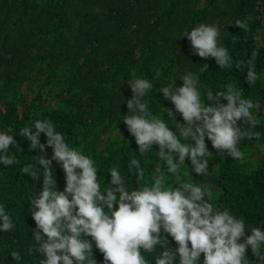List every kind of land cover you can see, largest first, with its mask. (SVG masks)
Masks as SVG:
<instances>
[{"label": "trees", "instance_id": "16d2710c", "mask_svg": "<svg viewBox=\"0 0 264 264\" xmlns=\"http://www.w3.org/2000/svg\"><path fill=\"white\" fill-rule=\"evenodd\" d=\"M237 20L247 29H239ZM200 24L219 28L218 46L227 49L231 68L221 69L215 58L194 54L184 36ZM253 52L259 79L249 85L247 61ZM240 61L245 66L237 69ZM189 72L198 78L203 104L211 103L208 91L215 95L229 85L250 99L255 124H238L258 137L239 142L242 159L216 152L206 138L207 173L192 172L186 158L179 178L166 173L168 184L175 188L191 181L211 192L214 209L242 219L246 235L256 227L264 231V0H0V132L16 141L7 154L17 161L9 166L0 163V206L14 224L10 231L0 230V264H40L44 258L38 252L29 254L36 228L30 201L43 190V166L38 160L51 159L53 149L31 150L30 141L20 136L21 129L32 128L37 120L53 124L70 148L93 160L102 192L110 187L112 168L120 171L129 192L145 184L150 187L157 165H164L156 145L140 155L123 122L126 102L133 96L128 82L135 73L153 85L141 98L148 118L162 119L179 137L178 127L184 121L179 113L168 115L174 105L161 90L170 84L173 90L182 86L181 77ZM40 143L47 144L44 133ZM131 158L140 161L143 181H138L135 171L129 173ZM29 164L38 171L35 177L21 172ZM49 169L55 190L63 191L61 165L53 160ZM161 240L175 251L171 237ZM162 250L157 245L154 252L142 250V255L155 264ZM13 251L20 253V261L11 257ZM89 255L96 264H104L94 242ZM245 259L247 264H261L250 247Z\"/></svg>", "mask_w": 264, "mask_h": 264}, {"label": "clouds", "instance_id": "9594fccd", "mask_svg": "<svg viewBox=\"0 0 264 264\" xmlns=\"http://www.w3.org/2000/svg\"><path fill=\"white\" fill-rule=\"evenodd\" d=\"M236 25L247 29V24L240 20ZM219 35L216 25L200 24L184 37L190 41L194 54L204 59L215 58L221 69L231 68L227 49L218 46ZM256 55L253 52L247 61L249 85L259 79L254 70ZM244 66L243 61L235 65L237 69ZM132 76L128 84L133 96L126 102L128 114L123 122L134 137L140 155L153 145L158 146L157 156L164 167L157 165L150 187L145 184L131 192L120 171L112 168L109 170L110 187L102 192L93 160L70 148L53 124L37 120L32 128L21 129L20 136L30 141L31 150L44 152L46 146L53 149L51 159L38 160L43 166V190L30 201L36 228L33 230L35 245L29 249V254L40 253L44 257L40 264H96L89 255L94 242L103 254L104 264H149L142 250L151 254L161 245L163 250L154 258L155 264H177V260L178 264H199L201 254L203 264H247L245 254L250 247L252 254L264 264L261 254L264 231L256 227L246 235L242 219H236L226 210L214 209L209 202L210 191L191 181H182L174 188L166 177L167 173L179 178L186 158L190 160L192 172L205 175L208 170L205 157L209 154L206 138L216 152L226 153L233 159L244 158L239 142L252 139L254 135L258 137V133L244 130L238 121L254 126L250 111L253 102L242 98L241 93L229 85L226 91L215 95L208 91L207 100L211 103L203 104L196 86L198 78L189 72L181 77L182 86L173 90L170 84L161 90L164 99L174 105L173 109H168V115L175 117L179 113L184 121L178 127V137L162 119L148 118L147 105L141 98L153 85L146 79L136 78L135 73ZM31 129L36 131L33 133ZM41 133L46 135V145L40 143ZM14 143L12 135L0 132V153H3L0 163L5 166L17 162L14 156L7 154ZM53 160L65 173L63 191L55 190L49 169ZM128 170L129 173L135 171L138 181H143L144 170L138 159H130ZM21 172L35 177L38 171L29 164ZM0 221V230L4 232L14 227L3 206H0ZM161 236L175 241V251L163 246ZM11 257L17 262L21 259L17 251L11 252Z\"/></svg>", "mask_w": 264, "mask_h": 264}]
</instances>
